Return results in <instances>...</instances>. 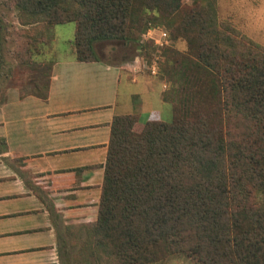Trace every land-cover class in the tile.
<instances>
[{
  "label": "trees",
  "instance_id": "trees-1",
  "mask_svg": "<svg viewBox=\"0 0 264 264\" xmlns=\"http://www.w3.org/2000/svg\"><path fill=\"white\" fill-rule=\"evenodd\" d=\"M10 1L25 34L13 56L45 59L30 89L41 96L55 62L41 45L54 24L75 23L79 61L99 58L97 40L136 42L146 56L141 35L160 23L186 44L161 52L171 121L114 114L97 217L84 223L73 263L155 264L183 253L197 264H264V45L219 18L216 0Z\"/></svg>",
  "mask_w": 264,
  "mask_h": 264
},
{
  "label": "crops",
  "instance_id": "crops-1",
  "mask_svg": "<svg viewBox=\"0 0 264 264\" xmlns=\"http://www.w3.org/2000/svg\"><path fill=\"white\" fill-rule=\"evenodd\" d=\"M53 57L46 96L16 83L0 93V264H74L84 223L97 217L114 114L142 123L162 117L153 102L166 103L163 87L119 61ZM123 78L133 87L124 105Z\"/></svg>",
  "mask_w": 264,
  "mask_h": 264
},
{
  "label": "rangeland",
  "instance_id": "rangeland-1",
  "mask_svg": "<svg viewBox=\"0 0 264 264\" xmlns=\"http://www.w3.org/2000/svg\"><path fill=\"white\" fill-rule=\"evenodd\" d=\"M186 1L190 2L191 0ZM216 3L219 18L230 19L241 31L264 45V0H216ZM21 25L17 20V9L14 4L10 0H0V93L10 83H16L22 88L32 89V81L39 75V65H43L45 61V59L41 60V56H37L36 60L32 59L33 61L28 63H20L15 59L12 52L16 49L19 37L25 36L24 33L20 34L18 32ZM153 26H159L168 31L164 23ZM74 29L75 23L73 21L54 24L47 36V41L41 45L43 50L46 51L45 56L48 58L53 56L63 58L71 54L74 49ZM37 34L34 37L38 36ZM153 35L156 36L157 32ZM34 37L29 38L30 43H38V41L33 42ZM141 37L146 44L148 52L146 56L142 53L143 49L141 50V47L136 46L138 43L128 42L129 44H125V41L118 39L97 40L94 42V46L99 56L108 58L111 61L121 62L124 65L123 71L127 72L129 76L132 77L135 72L142 73L145 77L150 78L149 80L154 81L159 88L163 87L164 89L168 86V83L160 77V71L158 73L150 71V64L154 58L160 62L161 52L166 44L162 47L158 46L145 31ZM171 43L179 49L186 47L185 42L182 40L173 42L169 39L168 44ZM134 57H138L137 62ZM135 64L137 66L132 68ZM42 80L44 78L40 79V81ZM126 83L129 82L123 78L119 87V100L122 105L129 99L128 92L133 90L132 83L128 87ZM152 105L162 110V119L165 121L172 120L173 112L169 103L153 102ZM143 109L149 110L148 103L143 105ZM155 264L197 263L183 253H176Z\"/></svg>",
  "mask_w": 264,
  "mask_h": 264
},
{
  "label": "built area",
  "instance_id": "built-area-1",
  "mask_svg": "<svg viewBox=\"0 0 264 264\" xmlns=\"http://www.w3.org/2000/svg\"><path fill=\"white\" fill-rule=\"evenodd\" d=\"M146 34L152 38V40L155 42V44H157L158 46H164L165 44H168V31L162 27L159 26H153L150 25L146 30H145ZM157 35H153V33H156ZM160 62L157 61L155 58L152 60L151 64H150V71L152 73H158L160 70Z\"/></svg>",
  "mask_w": 264,
  "mask_h": 264
}]
</instances>
